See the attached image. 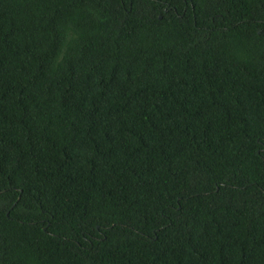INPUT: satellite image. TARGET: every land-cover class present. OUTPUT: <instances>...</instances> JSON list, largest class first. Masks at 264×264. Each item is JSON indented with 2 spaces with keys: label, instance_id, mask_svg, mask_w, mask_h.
<instances>
[{
  "label": "trees",
  "instance_id": "trees-1",
  "mask_svg": "<svg viewBox=\"0 0 264 264\" xmlns=\"http://www.w3.org/2000/svg\"><path fill=\"white\" fill-rule=\"evenodd\" d=\"M0 264H264V0H0Z\"/></svg>",
  "mask_w": 264,
  "mask_h": 264
}]
</instances>
